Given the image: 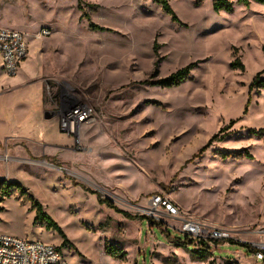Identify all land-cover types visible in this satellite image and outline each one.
Listing matches in <instances>:
<instances>
[{
  "label": "rangeland",
  "instance_id": "1",
  "mask_svg": "<svg viewBox=\"0 0 264 264\" xmlns=\"http://www.w3.org/2000/svg\"><path fill=\"white\" fill-rule=\"evenodd\" d=\"M168 1L178 22L156 0H0V28L29 46L16 76L0 69V236L55 246L61 264H264V90L249 91L264 71V5ZM77 108L87 118L71 132ZM157 197L179 217L153 218ZM34 202L67 244L35 224ZM186 219L232 239L200 253L183 244Z\"/></svg>",
  "mask_w": 264,
  "mask_h": 264
},
{
  "label": "built area",
  "instance_id": "2",
  "mask_svg": "<svg viewBox=\"0 0 264 264\" xmlns=\"http://www.w3.org/2000/svg\"><path fill=\"white\" fill-rule=\"evenodd\" d=\"M47 35V34H46ZM25 33L0 28V58L3 62L4 71L7 77H14L19 73L21 65L28 59L29 46ZM79 122L85 121L87 114L82 109L73 110ZM72 111V112H73ZM83 114V116H80ZM80 120V121H79ZM1 163H9L10 157L3 155ZM151 215L159 221L162 218L161 210L172 217H179V210L170 202L161 197L154 198L150 202ZM181 231L194 242V244L206 247L211 243L229 242L232 234L225 228L209 226L194 219L183 220ZM203 248V247H202ZM257 261H264V246L256 255ZM63 255L59 248L46 245L38 241H30L10 236H0V264H61Z\"/></svg>",
  "mask_w": 264,
  "mask_h": 264
},
{
  "label": "trees",
  "instance_id": "3",
  "mask_svg": "<svg viewBox=\"0 0 264 264\" xmlns=\"http://www.w3.org/2000/svg\"><path fill=\"white\" fill-rule=\"evenodd\" d=\"M204 0H200V2H202ZM156 3L161 5L162 9L164 10V12L169 15L173 21L178 22V17L175 14L174 10L172 9L170 3L168 0H156ZM252 3H258L261 5H264V0H213V10L216 13H221V12H226V13H231L235 6H243V7H250V5ZM92 28H94L95 30H102L104 31V29L99 28L98 26H94L92 25ZM195 65H190L188 67H186L185 69L177 72L176 74H173L167 81H165V85H167L168 87H174V86H178L180 85L182 82H184L189 76L191 71L193 70ZM233 68H240V69H244V66L241 65L240 63L238 65H236L235 63L232 65ZM255 90H264V71L258 73L250 87H249V91L250 93H252ZM248 103V107H249ZM247 113V108H246V112ZM255 132V131H253ZM260 134H263V131L259 132ZM212 142V140L210 141V143ZM209 143V144H210ZM209 144L207 145V147L203 148L199 154L205 152L209 146ZM247 158L252 159V157L247 153ZM12 186V185H11ZM10 190V187L7 189ZM9 195V194H8ZM99 200L101 202V204H105L108 206V208L113 209V210H117V208L115 207V205L109 201V200H103L102 197L98 196ZM34 207L37 210V216L35 218V224H39L41 226H44L47 230H52L56 233H58L64 240V244H67L69 241L67 240L62 228L58 225V223L56 221L53 220V218L45 213L43 211V207L37 203L34 202ZM119 213L123 214L126 218L133 220L134 217L128 213H124V212H120ZM146 218V217H143ZM154 223V222H152ZM194 244V242L192 240H190L189 238H186L184 240V245L187 244ZM203 247V249L200 251V253H208L207 250H205L207 247L206 245L202 244L201 245ZM105 252L107 253V255L111 256L114 259L117 260H126L127 258V253H125L120 247H118L117 245H113L110 244L108 242H106V246H105Z\"/></svg>",
  "mask_w": 264,
  "mask_h": 264
},
{
  "label": "bare ground",
  "instance_id": "4",
  "mask_svg": "<svg viewBox=\"0 0 264 264\" xmlns=\"http://www.w3.org/2000/svg\"><path fill=\"white\" fill-rule=\"evenodd\" d=\"M110 66L111 67H114L115 65L110 64ZM110 66H108V67H110ZM110 75H112V74H110ZM75 115H77V112L76 111H73L72 112V115L70 114V115L67 116V120L65 122L66 126L68 127V129L71 132H74V130H75L76 126H77L76 124H77L78 118ZM80 116H83V114H81ZM84 120H86V118ZM81 121H83V120L81 119Z\"/></svg>",
  "mask_w": 264,
  "mask_h": 264
},
{
  "label": "crops",
  "instance_id": "5",
  "mask_svg": "<svg viewBox=\"0 0 264 264\" xmlns=\"http://www.w3.org/2000/svg\"><path fill=\"white\" fill-rule=\"evenodd\" d=\"M27 60H28V59H27ZM27 60H26V61H27ZM26 61L21 65L19 71H21V69H22V67L25 65ZM0 69H1V71L3 72V74L5 75V78H6L7 80H10L9 78H7V76H6V74H5L4 67H3V62H2V60H1V58H0ZM7 82H8V81H7ZM6 85H7V83H4V82L0 81V89H1L2 87H5ZM61 142H64V139H61Z\"/></svg>",
  "mask_w": 264,
  "mask_h": 264
}]
</instances>
